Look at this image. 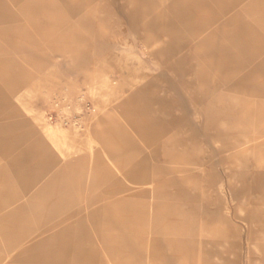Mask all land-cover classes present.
<instances>
[{"label":"rangeland","instance_id":"1","mask_svg":"<svg viewBox=\"0 0 264 264\" xmlns=\"http://www.w3.org/2000/svg\"><path fill=\"white\" fill-rule=\"evenodd\" d=\"M0 264H264V0H0Z\"/></svg>","mask_w":264,"mask_h":264},{"label":"crops","instance_id":"2","mask_svg":"<svg viewBox=\"0 0 264 264\" xmlns=\"http://www.w3.org/2000/svg\"><path fill=\"white\" fill-rule=\"evenodd\" d=\"M48 130H50L51 132H54V129H52V128H49ZM69 134L73 135V133H69ZM66 145H68V144H66Z\"/></svg>","mask_w":264,"mask_h":264}]
</instances>
